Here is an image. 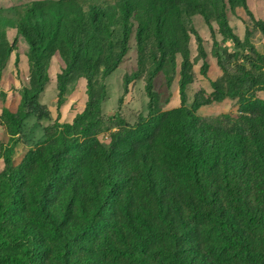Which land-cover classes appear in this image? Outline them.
I'll return each mask as SVG.
<instances>
[{
	"label": "trees",
	"instance_id": "1",
	"mask_svg": "<svg viewBox=\"0 0 264 264\" xmlns=\"http://www.w3.org/2000/svg\"><path fill=\"white\" fill-rule=\"evenodd\" d=\"M81 1H38L25 6L12 26L16 31L12 44L0 26V79L5 64L18 53L20 39L30 47L32 78L23 90L19 110L5 108L0 116L6 132L12 137L19 134L27 117L51 116L40 98L50 81L54 58L60 55L66 64L60 77L61 106L76 72L83 71L89 93L102 67L106 75L118 68L135 29L140 53L149 51L152 60L158 54L159 68L167 66L168 86L181 56L180 106L168 111L159 108L153 86L158 71H153L146 85L147 115H139L135 124H118L109 145L98 138L105 122L103 97H90L74 122L60 124L49 138L45 150L50 159L40 149L16 167L13 151L7 149L6 168L0 173V264H30L34 249L45 241L38 227L46 224L58 236L66 233L73 248L77 238L101 232L103 264L264 261V99L248 97L239 108L243 123L233 127L223 117L199 114L204 105L225 97L242 98L257 84L241 66L243 76L237 72L233 76L237 84L231 83L239 90L226 94L220 83L213 82V98L201 101L196 96L189 106V87L195 81L191 36L204 61L203 75L209 66L195 17L202 16L213 34L207 13L212 8L221 33L238 47L242 42L230 26L228 7L243 8L263 34L264 21L254 17L248 0H117L114 13L101 7L86 13ZM119 15L123 33L112 66L114 21ZM254 49L249 51L255 53ZM247 81L251 85L246 92ZM29 236L37 240L25 248ZM22 249L26 253L21 254ZM70 263L65 256L64 264Z\"/></svg>",
	"mask_w": 264,
	"mask_h": 264
},
{
	"label": "rangeland",
	"instance_id": "2",
	"mask_svg": "<svg viewBox=\"0 0 264 264\" xmlns=\"http://www.w3.org/2000/svg\"><path fill=\"white\" fill-rule=\"evenodd\" d=\"M37 1L58 2V0H0V26L6 29L10 44L16 38V31L12 29V26L22 16V9ZM116 1L84 0L81 1V4L86 7V13L95 7H101L110 13H114L117 6ZM258 1L251 0L254 14L257 11L255 4ZM261 1L264 2V0ZM207 13L212 23L213 34H211L202 16L198 15L195 19L196 29L205 40L204 46L208 51L209 66L206 75H203L204 61L200 59L196 38L191 36L190 58L194 64L195 81L189 87V106L196 96H199L196 99H201V101L213 98L215 91L212 86L213 82L220 83L221 92L235 93L239 87L236 85L237 88L235 89L231 85L232 82L237 84V81L233 80V76L238 72L239 76L242 77L243 73L240 72V69L241 66H244L251 72L250 79L257 84L255 88L249 89L251 81H247L243 90L246 92L247 89L249 90L244 97H225L224 100L213 101L199 110L201 116L205 118L223 117L225 124L233 127L243 123V114L239 112V108L248 97L250 99L255 97L264 99V35L254 27L253 21L243 8L232 11L228 7L230 26L233 33L242 42V46L238 47L231 38L221 33L215 11L209 8ZM262 14L264 15V6ZM114 22L117 23V26L114 28L113 35L115 50L111 56L110 64L112 66L115 65L119 55V45L123 33L121 16L119 15ZM135 39L136 29L133 32L129 51L124 60L109 75H106V71L102 67L92 79L93 90L91 92L88 93L87 80L83 71L76 72L67 83L62 97L64 104L61 106L59 105L60 77L65 73L66 64L60 55L54 58L49 72L50 81L40 98L41 103L51 111V116L44 118L27 117L22 121L20 133L13 137L6 132L0 118V173L4 172L6 168L7 149L13 151L16 167L25 163L31 152L40 149L44 151L45 157L50 159V153L45 150L49 138L51 135H55L60 124L73 123L76 116L85 109L90 97L93 100L103 97L101 109L105 122L98 138L102 143L109 145L112 135L118 131V124L121 122L135 124L139 115H147L149 97L146 85L149 75L153 71H158L157 76L153 79V86L159 95V108L162 111H168L179 107L181 56L177 57V69L174 75L171 73L172 84L168 86L167 77L164 74L167 66L159 68L160 55L156 54V60H152L149 51L140 53ZM250 47L255 48V53L249 51ZM18 48V53H14L5 64L0 79V116L5 108L14 112L19 110L23 90L32 82L29 67L30 47L25 40L20 39ZM250 58L254 59L255 64L250 63ZM18 59L19 64H17ZM135 75L139 76L133 80ZM38 230H40L39 234L45 238V241L40 248L34 249V256L31 258L30 264H64L65 256L70 259V264H103L106 261L104 249H101V232L77 238L78 245L73 248L69 238L66 237L67 234L58 236L49 224L39 226ZM36 240L37 236H29L28 241L24 242L25 248ZM23 253H26V250L22 249L21 254ZM257 264H264V261Z\"/></svg>",
	"mask_w": 264,
	"mask_h": 264
},
{
	"label": "crops",
	"instance_id": "3",
	"mask_svg": "<svg viewBox=\"0 0 264 264\" xmlns=\"http://www.w3.org/2000/svg\"><path fill=\"white\" fill-rule=\"evenodd\" d=\"M38 2V1H37ZM247 4H248V7L250 9V11L252 12L253 11V5L251 4V0H248L247 1ZM264 6V2L259 0L257 2V4H255V7H256V12L254 14V17L257 19V20H261V21H264V15L262 14V8ZM252 9V10H251ZM264 35V34H263Z\"/></svg>",
	"mask_w": 264,
	"mask_h": 264
}]
</instances>
